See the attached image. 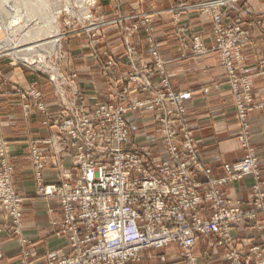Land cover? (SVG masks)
Here are the masks:
<instances>
[{"label": "built area", "instance_id": "1", "mask_svg": "<svg viewBox=\"0 0 264 264\" xmlns=\"http://www.w3.org/2000/svg\"><path fill=\"white\" fill-rule=\"evenodd\" d=\"M215 21L217 43L224 48L229 62L243 122L240 141L246 152L244 159L225 165L226 177L212 182L213 188L203 189L199 178L202 174L210 175V170L194 148L195 139L183 120L184 102L192 98L191 93L172 95L171 99L178 104L176 115L158 121L161 126L157 133L163 136L168 155L167 160L159 163L149 162L142 150L129 147L125 117L128 110L97 100L92 107L75 105L63 122L45 121V126L59 129L56 136L31 145L38 194L59 202L62 221L57 236L65 237L71 249L69 255L51 253L46 264H129L141 261L143 252L160 251L173 244L179 245L181 258L196 264L192 253L200 237L217 236L220 244L231 243L235 228L260 224L257 217L264 212V181L249 143L248 126L254 98L250 83L239 81L232 64V59L240 61V49L248 44L249 34L238 26L227 25L219 15ZM246 96L251 110L243 102ZM39 108L46 114L44 105ZM47 153L53 155L52 165L59 171L58 184L45 183ZM66 159L74 160L76 174L64 167ZM12 171L8 146L0 141V214L19 234L23 202L15 191ZM245 176L256 182L248 210L239 202L228 201L221 191L224 185ZM2 232L0 229V235ZM1 246L0 240L3 264ZM227 258L231 264H255V247H251L248 256L232 250Z\"/></svg>", "mask_w": 264, "mask_h": 264}, {"label": "crops", "instance_id": "2", "mask_svg": "<svg viewBox=\"0 0 264 264\" xmlns=\"http://www.w3.org/2000/svg\"><path fill=\"white\" fill-rule=\"evenodd\" d=\"M199 1L202 0H193V2ZM183 3H190V0H154L153 6L170 11L155 19V30L158 50L166 63L171 89L177 92H194L192 99L186 102V120L195 139L194 148L206 169L210 170V175L202 174L199 178L203 189L209 190L213 188L212 182L226 177L225 165H233L244 159L246 152L242 149L240 142L243 130L220 58L217 55L204 58L193 57L190 50L186 51V57L183 56L180 42L176 37L174 14L171 12ZM229 5L228 8L218 9L223 14L224 21L241 27L250 38L243 52L239 69L251 77L254 95L256 88L257 95L264 99V94L260 95V92L264 91V77L260 76L257 70L256 60L258 59L255 52V44L260 43L261 37L260 27L255 26V16L264 15V0H247ZM136 6L138 4L130 6V9ZM181 20L184 21L190 33L203 38L205 44L209 46L212 44L211 16L198 12L182 13ZM134 42L140 62H151L146 40L137 38ZM261 42L264 43V40ZM114 44L110 48L119 61L112 66L110 74L112 77H117L130 71V62L124 47L117 48L119 43L115 46ZM262 50L264 51V48ZM87 65L88 63L82 60L80 67L77 68L80 72L78 73L79 81L78 84H74V87H79L86 98L85 104L88 106L89 99L92 97L101 102L114 100L116 93L112 86L102 79L100 67L93 63V68L90 69ZM14 74L17 75V71ZM37 80L40 88L46 93L47 102L54 104L55 100L49 94V86L39 77ZM25 81H27L26 78ZM156 82H158L157 87H160V79ZM205 89H209V92H205ZM133 99L138 100L139 97L135 95ZM20 103L17 95L3 97L0 100V137H4L9 142L10 161L15 168V187L23 198V227L20 235H14L10 223L0 215V227L6 232L1 238L3 264H46L48 255L51 253L69 255L71 249L65 237L57 236L62 221L59 202L56 199H42L36 195L34 166L27 141L48 137L52 131L41 126L40 117L35 116L30 121H24ZM263 120L264 116L261 112L253 111L249 115L248 124L249 143L254 151L256 149L264 178ZM128 124L129 147L142 150L151 163L168 159V155L164 152L163 137L155 134L154 118L149 110L130 115ZM47 154L49 165L44 172L46 184H58L61 180L59 171L52 165L54 162L52 155ZM63 165L66 169L77 173L76 163L72 159L63 160ZM254 183L253 177L245 176L224 185L221 191L228 201L239 202L243 209L248 210V202L253 199ZM259 216L257 222H260L259 219L262 218ZM232 238L231 243L220 244L217 236L200 237L192 253L197 258L196 264H231L226 258L230 251L239 250L243 255L248 256L251 247L264 245V232L249 225L235 228L232 231ZM180 251L179 245L173 244L160 251L143 252L141 261L129 264H187L179 259ZM162 258H165L166 262H163Z\"/></svg>", "mask_w": 264, "mask_h": 264}, {"label": "rangeland", "instance_id": "3", "mask_svg": "<svg viewBox=\"0 0 264 264\" xmlns=\"http://www.w3.org/2000/svg\"><path fill=\"white\" fill-rule=\"evenodd\" d=\"M241 1L247 0H202L199 2H193V0H190V3L180 4L171 12L174 14L173 22L176 26V37L180 42V47L184 57H186V51L190 50L193 57L204 58L209 55H217L220 58V63L225 71L227 83L233 94L236 112L243 130V122H241L239 117L238 99L232 87L233 83L229 70V62L224 56V48L222 49L221 45L219 46L217 43L218 33L215 21L217 15L224 20L223 14L218 11V9H222L224 7L228 8L230 3ZM152 3H154V0H86V4H82V0H0V44L6 42L8 39L7 31L4 27H7L14 22L12 21L14 19V11L19 10L21 13L25 14L26 17L25 20L16 21L14 23V29L22 25L25 27L21 29V32H19L21 37L19 33L14 34L12 37L16 40L15 43L21 46H31L36 41L33 38V36L35 37L37 34V29H35L36 22L38 24L43 23L44 25L49 16L48 14L54 12L60 14L58 26L60 29V45L62 49L56 50L48 60L49 63L54 66L56 71L38 70L35 67H30L20 61L18 62V60L0 50V100L3 99V97L17 95L19 101L21 102L20 107L23 120L30 121L32 117H40L41 126L52 131L51 135L48 137L34 138L27 141L32 163V143H43L46 140L52 139L59 133V129L57 127L52 125L50 127L45 126V121L57 120L63 122V119L68 116V111H70L71 108H74L75 105L79 108L92 107V102L97 100L101 104L123 107L128 110L125 115L127 124L128 117L130 115L147 109L154 118L155 134L161 135L157 133L158 128L161 126L158 121L163 120L164 118L171 119V116L176 115L175 113L178 104L175 100L171 99V96L191 93L193 97V91L177 92L171 89L166 63L161 58L158 50V39L155 30V19L170 11L164 9L162 10L160 7H156V5L153 6ZM137 4L138 6L130 9V6ZM150 4L152 6H149ZM192 12H198L202 15L205 14L212 17L213 36L212 44H210V46L205 44V40L203 38L190 33L189 29L185 26V23H183L184 21L181 20L182 13ZM228 24L229 23H227V25ZM255 26L260 27L261 33V37L259 38L260 43L255 44V52L258 59L256 60V67L260 76L264 77V51L262 50L264 48V43L261 42V40H264V15L260 17L255 16ZM137 38L146 40V47L147 51H149L151 55V62H140L138 58V50L134 42ZM25 39L27 40L25 41ZM113 43H119L117 48L121 46L124 47L126 54L129 56L128 61L130 62V71L117 77H112L110 74L112 66L119 61V59L113 55V51L110 48ZM246 47L247 45L240 49V61L237 58L234 60L232 59V64L237 70L238 77L240 78L239 81H246L250 83L252 90L251 97L252 99L254 98L252 110H254L255 113L261 112L264 116V99H261L257 95L256 88L254 95L253 81L251 77L239 69L243 60V52ZM202 50L205 52L204 55H202ZM233 52L235 53L236 51L233 50ZM105 58H109V60L106 61ZM82 60L88 63L87 67L90 69L93 68V63L100 67L102 71V79H104L108 85H111L113 91L116 93V98L114 100L101 102L97 98L92 97L89 99V105L87 106L85 104L86 98L81 93L80 88L74 87V84L79 81L78 73L80 72H78L79 69L77 68L80 67ZM15 71H17L19 76L18 74H14ZM38 77L45 81L46 85L49 86V94H51L54 98V104L51 105L47 102L46 93L40 88L37 80ZM25 78L27 81H25ZM157 79H160V87H157ZM205 92H209V89H205ZM263 94L264 91L260 92V95ZM135 95L139 97L138 100L133 99ZM144 96H146V98H144ZM187 101L184 102L185 112L183 114V120L186 125ZM243 102L245 105H248V107L246 106L247 110H251V103L247 101V96L243 97ZM41 105H44L45 110H47L45 111L46 114H43L40 110L39 107ZM187 127L190 130L188 125ZM0 141L5 142L8 146V161L13 168V185L16 193L19 194L15 187V168L10 161L9 142L4 137H0ZM42 147L46 149L45 146ZM51 157L54 159L53 155ZM255 157L258 159L261 179L264 181L256 149ZM36 195L37 197L42 198L38 194L37 181ZM260 216H262V218L259 219L260 224L258 226L255 225V229L264 232V212ZM10 226L14 235H20V233L17 234L14 231V226H12V224ZM0 229L3 230L0 235L2 245L1 238L6 232L2 227H0ZM180 255L181 251L178 254V257L182 262L191 264L188 259L181 258L182 256ZM193 257L197 261V258L194 255ZM255 264H264V245H255Z\"/></svg>", "mask_w": 264, "mask_h": 264}, {"label": "bare ground", "instance_id": "4", "mask_svg": "<svg viewBox=\"0 0 264 264\" xmlns=\"http://www.w3.org/2000/svg\"><path fill=\"white\" fill-rule=\"evenodd\" d=\"M82 4H86V0H82ZM48 15L49 16L44 25L43 23H40V25L37 22L35 24L37 34L35 35V37L33 36V38L36 40L34 44L31 46H21L15 43L16 40H14L12 37L14 36V34L21 32V29L25 27L22 25L14 29V23L16 21L25 20L26 17L25 14L21 13L19 10L14 11L15 20H12L14 22L7 27H4L5 25L3 26L4 28H6L8 39L6 42L0 44V50L9 56H12L14 59L18 60V62L20 61L30 67H35L38 70L56 71L54 69V66L49 63L48 60L56 50L62 49L60 45V29L58 26V19L60 14L54 12ZM26 40L27 39H25V41Z\"/></svg>", "mask_w": 264, "mask_h": 264}]
</instances>
